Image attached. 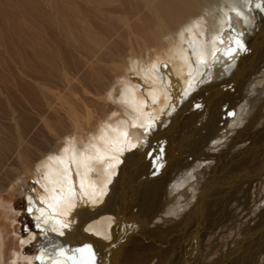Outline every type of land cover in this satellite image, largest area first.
I'll list each match as a JSON object with an SVG mask.
<instances>
[{"label":"rangeland","instance_id":"1","mask_svg":"<svg viewBox=\"0 0 264 264\" xmlns=\"http://www.w3.org/2000/svg\"><path fill=\"white\" fill-rule=\"evenodd\" d=\"M134 3V0H0V181L6 182V186L0 191V264H31L30 257L41 246L38 239L27 242V237L34 228L29 219L26 200L28 193L39 192L40 173L25 171V174L19 173V177L13 181H10L8 176L14 170L19 171L18 161L23 150L44 152L52 145L55 146L58 139L61 142L64 135L72 134L73 129L93 128L97 119L113 107V103L104 98L107 91H97L95 87L93 90L88 84L90 76L94 78L108 69L103 63L97 64L91 56L90 52L95 49H89L87 35L90 34L92 39L103 38L104 42L99 46L109 45L106 41L120 40L124 29H131L133 21V25L137 24V20L133 18ZM263 8L262 2L257 1L255 8L250 12L256 30L250 35L249 41L243 43L247 51H242L244 54L242 53L240 59L241 71L228 76L229 81L226 80L227 86L231 81H236V85L232 84L229 86H232L231 88L226 89L225 84L219 87L220 90L218 87L214 90H203L201 100L190 102L192 107H189L190 110L185 108L183 113L193 116L196 112L198 118H203L205 114L211 115L220 103L232 100L235 87L239 91L250 88V100L247 99L249 102L257 98L256 94L260 91H263L262 97L256 104H249L252 105L249 111L233 115L236 119L232 118L226 133L219 131L216 137H211V141L202 144L201 149L205 155L199 157L200 160L203 159L201 162L194 161L199 158L194 155L193 150V153L190 151L187 140L185 143L180 142L179 138L184 134L181 128L177 130L170 123L166 127L169 129L167 133H159L158 143L156 141L153 147L148 148L152 151L150 158L135 168V174L131 178L129 176L131 187L128 189V200L133 203H130L129 207L133 206L135 209L145 206L147 201L144 196L147 197L155 189L168 188L176 191L175 180L187 183L185 187L194 182H198V185L204 183L205 185H201L204 188L200 187L198 191L199 202L196 206L194 202L188 203L190 207H187L185 202L197 191L195 189H198V185L190 189L192 192H185V199L179 207H175L176 200L180 198L176 197L172 203L175 206L170 207L167 212L170 221L159 220L158 223L155 222L157 225H151L150 228L147 223L139 232V238L150 239L149 247L140 243L134 250L123 248V252L120 250L122 254L116 252L118 259L115 262L264 264V228L262 231L258 229V235L254 233L259 225L264 226V32L261 33L264 31ZM150 38L152 36L143 33L139 42L148 41ZM247 58L248 60H245ZM156 62L163 70L169 62L173 65L170 61L168 39H163L160 45H154L150 50L146 68L155 66ZM244 65L246 70L243 69ZM242 72V79L235 80L234 78ZM132 81L136 83L133 76ZM236 107L238 106L227 103L223 106V112L229 109L233 110L231 114L236 113ZM244 116L246 118H243ZM187 126L189 127V124ZM205 146L207 150L204 149ZM144 168H147V171H144ZM126 173L130 175V172ZM255 176H259V179ZM201 179L207 181L201 182ZM139 187L141 188L136 193ZM147 200L151 201L148 198ZM249 234L252 236L248 237ZM172 237L175 239L173 245L165 243ZM160 242L165 245L162 247ZM160 251L164 252L163 262H157L161 256V253H158Z\"/></svg>","mask_w":264,"mask_h":264},{"label":"bare ground","instance_id":"2","mask_svg":"<svg viewBox=\"0 0 264 264\" xmlns=\"http://www.w3.org/2000/svg\"><path fill=\"white\" fill-rule=\"evenodd\" d=\"M134 1L133 18L137 20V24L133 25V21L131 29H124L121 32L120 40L106 41L109 45L99 46L104 42L103 38L92 39L90 34L87 35L89 49H95L90 52L91 56L95 58L97 64L103 63L108 69L106 72L98 73L100 75L94 78L90 76L88 84L93 87V90L95 87L97 91H107L105 92L107 96L104 98L113 103V107L104 116L99 117L95 124L93 123V128L73 129L72 134L68 135H64L66 133L64 132L63 140L61 139L62 141L59 142L58 139L55 146L52 145L48 150L44 149V152L23 150L18 161L19 171L14 170L8 176L10 181H13L19 177V173L23 174L29 170L38 172L41 176L38 182L39 192L37 194L28 193L26 196L28 215L34 228V231L27 237V242L36 239L41 242L39 250L30 257L31 264H119L115 262L118 259L115 254L118 251L123 252V248L134 250L138 244L141 245L140 243L149 247L148 240L150 239L139 238V232L147 223L150 228L151 225H157L155 222L158 223L159 220L170 221L167 212L170 207L175 206L172 204L174 199L180 197L179 200H176L177 203L175 202V207H179L185 199L183 197L185 192L198 185L196 184L198 182H194L185 187L184 185H188L187 183L175 180L177 183L173 185L177 187H175L176 191L168 190V188L165 190L155 189V193L151 191L147 197L144 196L147 201L145 206L135 209L133 206V208L129 207L131 203V200H128L129 179L135 174V168L150 158L152 151L148 148L153 147L156 141L158 143L159 133L162 131L167 133L169 129L166 127L170 123L177 130L181 128V132L184 131V134L179 138L180 142L184 141L185 143L187 140L190 151L193 150L194 155H197L198 158L203 157L202 144L205 141H211V137H216L219 131L226 133L228 125L231 124L234 117L231 114L233 110L226 109V112H223V106L227 103L238 106L236 113L234 112V115L237 116L241 111H249V107L252 106L249 104L251 102L253 105L256 104L263 95V91H257L258 97L249 102L250 88L239 91L235 87L232 100L220 103L218 108L216 106L217 111L215 110L211 115L205 114L206 116L203 118H198L196 112L193 116H186L183 113L185 108L189 109L191 106L190 102L201 100L200 96L203 90H214V88L225 84L226 89L231 88L232 86H229L232 84L236 85V81H231L227 86L226 81H229L228 76L231 77L235 72L241 71L242 61L240 59L244 52L240 50L235 40L239 38L243 43L249 41L250 35L256 30L255 23L251 21L250 12L255 8L257 1H261L264 5V0ZM263 32L261 33L263 34ZM143 33H147L152 38L145 42H139V37ZM163 39L169 40L170 61L173 62V65L169 62L163 70L161 65L156 62L155 66L146 68L150 50L154 45H160ZM230 45L231 51H229ZM245 57L243 56V58ZM92 61L94 60L92 59ZM245 68L244 65L243 69ZM243 72L234 79L241 80ZM132 76L135 77L138 86L132 81ZM80 85L83 88V85ZM230 107L232 106L230 105ZM245 114L249 115L246 112ZM207 119H209L208 122ZM188 124L192 128H189ZM187 129L189 131L186 132ZM175 139L177 138L175 137ZM204 149L208 148L205 146ZM199 160L200 158L198 160L195 158L194 161L201 162L203 159ZM143 170L147 171V168ZM126 172H130V175ZM12 173L14 174L12 175ZM229 175L231 176V174ZM255 177L259 179V176ZM200 181L207 180L201 179ZM4 182L0 181V191L6 186V182ZM139 184L140 182L138 186ZM202 184L205 185L200 183L198 189H195L197 191L185 202L187 207H190L188 203L195 202L194 206L198 205V191L203 186ZM140 188L136 189V193ZM147 198L151 201L148 202ZM167 209L168 211H166ZM261 225L254 233L262 231L264 226ZM251 236L249 234L248 237ZM173 238L166 240L165 243L173 245L175 243ZM159 244L162 247L165 245L162 242ZM85 245L90 246L94 254L91 261L88 260V253L74 251ZM60 250H63V255L60 254ZM242 250L244 251V248ZM158 253H161V256L157 262H163L164 252ZM123 254L126 255V253ZM69 256H75V260L68 259ZM119 257L122 258L121 255ZM122 262L124 263L123 260Z\"/></svg>","mask_w":264,"mask_h":264},{"label":"snow or ice","instance_id":"3","mask_svg":"<svg viewBox=\"0 0 264 264\" xmlns=\"http://www.w3.org/2000/svg\"><path fill=\"white\" fill-rule=\"evenodd\" d=\"M241 35H242V34H241ZM235 43H236L237 45H239L240 50H242V51H246V50H247L246 48H244V46H243V42H242V40H240L239 38H237V39L235 40ZM231 50H232V48H231V45H230V46H229V51H231ZM202 62H203V61H202ZM233 115H234V113H233ZM61 234H62V233H61ZM74 251L77 252V253H85V252H86V253H88V260L91 261V260L93 259L94 254H93L92 249H91L90 246L85 245V246H83V247L76 248ZM60 254H61V255L64 254V253H63V250H60ZM68 259H70V260H75V256H69Z\"/></svg>","mask_w":264,"mask_h":264}]
</instances>
